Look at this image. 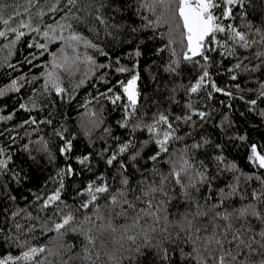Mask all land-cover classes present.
<instances>
[{
	"label": "snow or ice",
	"instance_id": "snow-or-ice-1",
	"mask_svg": "<svg viewBox=\"0 0 264 264\" xmlns=\"http://www.w3.org/2000/svg\"><path fill=\"white\" fill-rule=\"evenodd\" d=\"M256 2L0 0V39L9 57L19 54L5 63L25 69L0 87V97L29 85L18 108L43 112L94 80L89 99L118 109L115 124L124 130L113 136L106 127L99 151L74 155L76 133L53 129L65 163L54 190L32 195L27 208L7 180L23 185L29 174L12 167V149L0 143V189L11 202L0 212V247L7 246L0 264H264V135L250 138L231 114L238 99L245 123L264 126V0L259 10ZM224 75L233 83L222 87ZM252 81L258 87H241ZM253 92L259 104L247 98ZM214 93L228 98L217 101L226 111L213 105ZM40 122L52 124L29 114L15 127ZM7 131L15 144L18 133ZM20 147L37 181L34 153H44L46 165L57 159L43 136ZM229 149L242 150L248 167ZM84 172L91 174L86 181L72 184Z\"/></svg>",
	"mask_w": 264,
	"mask_h": 264
},
{
	"label": "trees",
	"instance_id": "trees-1",
	"mask_svg": "<svg viewBox=\"0 0 264 264\" xmlns=\"http://www.w3.org/2000/svg\"><path fill=\"white\" fill-rule=\"evenodd\" d=\"M3 2L9 4L13 2L23 4L24 0H3ZM256 8L257 10H259L260 8L259 0H257L256 2ZM135 19L137 20V23L140 22L139 18ZM176 35H179V32H177ZM10 38L11 37H9V39ZM5 43L6 41L0 39V87H3L5 84H7L11 76H16L21 71L25 70L8 68L5 60L7 59L9 63H12L15 59L19 58V54L14 51L13 56L9 57L8 50L3 47ZM50 47L52 46L50 45ZM148 55L150 58L155 59V57L151 53H149ZM98 59L102 60L103 57H98ZM224 63L227 64L228 60L225 59ZM33 71H35V69H33ZM80 71L84 72L86 71V69L81 67ZM77 78H79V74H77ZM114 79L115 77H113V80ZM94 83V80L89 83H85L76 90V93L71 101H65L62 104H50L44 109L43 112L32 111L31 113H29L28 110H21L18 108L17 102L20 101L21 96L25 95V93L28 92V87H30L29 85H25V87L19 94L9 92L5 97H0V114L6 115L9 111H13V109H15L11 120L0 121V132H3V136L0 137V143L7 145L12 149L11 154L14 158L12 167L15 168L17 165H22L24 170L29 174V180L26 181L23 185H17L14 180H7V185L10 190L23 194V197L25 199H18L17 201V204L21 208L28 207V204L32 200V195H38L40 191L54 190L56 186L54 179L56 175V169L64 165L65 158L57 152L58 145L60 144V139L54 135L53 129L65 128L66 135L72 132L76 133L74 137H70L73 139L74 143V155L83 154L85 150L90 151L93 154L99 151V149L104 146V138L106 136L104 129L106 127L111 126L113 136L124 135V130L119 129L115 124V121L120 117L119 110L113 109L110 103L107 101L101 100L99 103H97L96 100L89 99L90 94L94 96L96 92V88L93 87ZM218 83L223 87L233 82L226 75H224L218 78ZM143 84L144 91H149L151 89V82L147 79L143 81ZM241 87L256 88L258 87V85L255 81H252L250 83L242 84ZM100 90H103V85H100ZM240 94L244 95L245 93L242 92ZM178 95L183 97L182 92L178 93ZM247 98H256L258 99L259 104V97L254 92L247 93ZM86 99H89L88 105H85ZM220 99H224L226 102L228 100V98L223 94L214 93V100L212 103L216 107H219L222 112L226 111L224 105L217 104V101ZM232 103L234 105V109L233 113L231 114L233 115V118L238 122L236 126L241 128L243 131L249 132L250 138H261V136L264 135V126H258L255 129L250 128L249 124L245 123L244 118L241 116V113L244 112L243 102L239 101L238 99H233ZM100 104L104 105L103 113H101L100 111ZM5 105H7V107H4ZM259 107L261 110H264V104H259ZM92 111L96 112V116L91 115ZM171 111L179 114V110L176 106H172ZM29 114L36 116L38 119L47 116L52 120V124L40 122L38 124L29 123L27 125H22L21 127H15L16 124H19L22 120L27 119ZM219 114L220 113L214 114L212 122L213 124L216 120H218ZM246 115L247 114L245 113V116ZM101 117L103 119V123H100L97 127L96 123H98ZM249 119L252 123H258L259 121V117L256 114H253ZM204 127L211 130L210 124H205ZM8 129H11L12 131L18 133V135L14 137V139L16 140L15 144H12L8 140ZM33 129H35V131H33ZM39 136H43L49 141V147L54 153H57V159L54 164L46 165V157L44 156V153H34L37 157V160H39L41 163V169H43H36V176H38L39 178L37 181L36 179H33L32 170L33 168H35V165L32 164L30 166V157L20 147V145L29 143V141H32L33 144H35L37 142V137ZM143 136L144 133H141L140 138L142 139ZM109 143L114 147L115 141H110ZM229 155L231 157L237 158L238 162L241 163V165L245 168L248 167L247 162L244 160V152L242 150L229 149ZM69 162L73 164L74 168L81 167L74 159L70 160ZM101 170H104L102 165ZM90 175V173L84 172L82 176H78L72 179L71 182L74 185H82ZM4 179H7V177H5ZM46 180L47 185L41 187L42 185H44V181ZM0 183H3V181L0 180ZM68 192H71V188H68ZM67 194L68 193H65L66 196ZM10 203L11 202H9L8 204L5 203L3 190L0 189V212H2L3 209L9 207ZM0 219H2V217H0ZM6 250V245L0 247V255H3Z\"/></svg>",
	"mask_w": 264,
	"mask_h": 264
}]
</instances>
